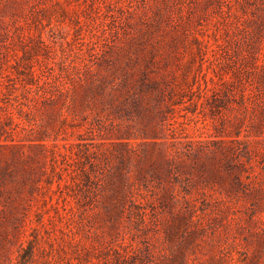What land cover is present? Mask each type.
Listing matches in <instances>:
<instances>
[{"label": "rangeland", "instance_id": "374dc122", "mask_svg": "<svg viewBox=\"0 0 264 264\" xmlns=\"http://www.w3.org/2000/svg\"><path fill=\"white\" fill-rule=\"evenodd\" d=\"M0 264H264V0H0Z\"/></svg>", "mask_w": 264, "mask_h": 264}]
</instances>
